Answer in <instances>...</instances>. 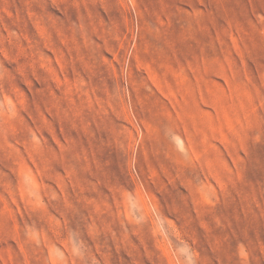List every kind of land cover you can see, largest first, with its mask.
<instances>
[{
  "label": "rangeland",
  "instance_id": "rangeland-1",
  "mask_svg": "<svg viewBox=\"0 0 264 264\" xmlns=\"http://www.w3.org/2000/svg\"><path fill=\"white\" fill-rule=\"evenodd\" d=\"M0 264H264V0H0Z\"/></svg>",
  "mask_w": 264,
  "mask_h": 264
}]
</instances>
